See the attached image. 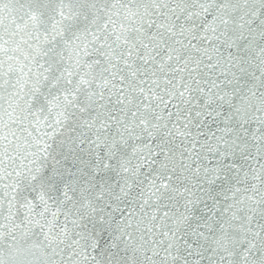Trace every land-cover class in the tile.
Returning <instances> with one entry per match:
<instances>
[{"label":"snow or ice","instance_id":"6c2138e0","mask_svg":"<svg viewBox=\"0 0 264 264\" xmlns=\"http://www.w3.org/2000/svg\"><path fill=\"white\" fill-rule=\"evenodd\" d=\"M0 264H264V0H0Z\"/></svg>","mask_w":264,"mask_h":264}]
</instances>
